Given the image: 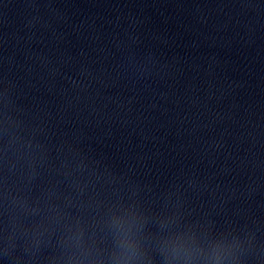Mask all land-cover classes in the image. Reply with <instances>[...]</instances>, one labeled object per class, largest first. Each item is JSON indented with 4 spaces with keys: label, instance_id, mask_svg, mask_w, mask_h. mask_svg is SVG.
<instances>
[{
    "label": "water",
    "instance_id": "obj_1",
    "mask_svg": "<svg viewBox=\"0 0 264 264\" xmlns=\"http://www.w3.org/2000/svg\"><path fill=\"white\" fill-rule=\"evenodd\" d=\"M0 264H264V0H0Z\"/></svg>",
    "mask_w": 264,
    "mask_h": 264
}]
</instances>
